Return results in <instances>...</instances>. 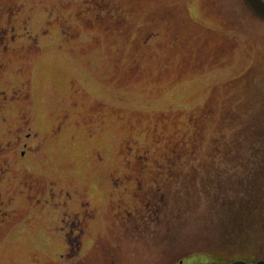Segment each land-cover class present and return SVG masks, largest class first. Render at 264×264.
Segmentation results:
<instances>
[{
	"label": "rangeland",
	"instance_id": "obj_1",
	"mask_svg": "<svg viewBox=\"0 0 264 264\" xmlns=\"http://www.w3.org/2000/svg\"><path fill=\"white\" fill-rule=\"evenodd\" d=\"M263 140L243 0H0V264L264 260Z\"/></svg>",
	"mask_w": 264,
	"mask_h": 264
},
{
	"label": "trees",
	"instance_id": "obj_2",
	"mask_svg": "<svg viewBox=\"0 0 264 264\" xmlns=\"http://www.w3.org/2000/svg\"><path fill=\"white\" fill-rule=\"evenodd\" d=\"M258 140L260 141L261 138H259ZM252 146L253 154L255 155V157L260 158L262 156L261 154L264 153V143H259ZM260 197L261 198L257 201V207H254V209L252 207L247 210L240 209L233 212V214L229 218H224L226 229L224 231L225 235L223 238L224 240H227L232 243L231 245L222 241V244L227 245L226 247L242 248L239 243H236V239L239 240L240 236H242L246 232L248 233L254 227L261 228V230L264 229V195L262 194ZM259 205H261L262 208H259ZM254 217L258 220L257 222ZM233 254L244 255L245 252L236 250ZM249 255L253 254L250 253ZM255 255L257 254L255 253Z\"/></svg>",
	"mask_w": 264,
	"mask_h": 264
},
{
	"label": "water",
	"instance_id": "obj_3",
	"mask_svg": "<svg viewBox=\"0 0 264 264\" xmlns=\"http://www.w3.org/2000/svg\"><path fill=\"white\" fill-rule=\"evenodd\" d=\"M247 6L259 17L264 19V0H244ZM229 264H264V260L248 263L243 260H235Z\"/></svg>",
	"mask_w": 264,
	"mask_h": 264
},
{
	"label": "flooded vegetation",
	"instance_id": "obj_4",
	"mask_svg": "<svg viewBox=\"0 0 264 264\" xmlns=\"http://www.w3.org/2000/svg\"><path fill=\"white\" fill-rule=\"evenodd\" d=\"M24 136L27 137L28 134H25ZM11 143H12V141L10 143H7L6 147H9ZM27 148H28V145L26 143H23L22 148L19 149L20 151H18V155L22 157L25 154ZM6 171H7V169L5 167H2V168L0 167V179L2 177H4V174L7 173ZM85 215L87 217L91 216L90 214H88V211H85ZM80 230L82 231V229H80ZM108 256H109V260L104 264H116L114 258L111 255H108ZM61 257L63 258V256H61Z\"/></svg>",
	"mask_w": 264,
	"mask_h": 264
}]
</instances>
